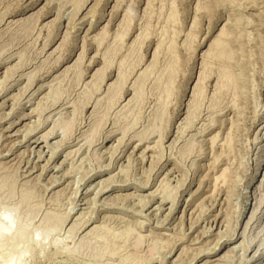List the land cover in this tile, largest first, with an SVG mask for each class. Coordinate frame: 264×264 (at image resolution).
Returning a JSON list of instances; mask_svg holds the SVG:
<instances>
[{
  "label": "rangeland",
  "instance_id": "1",
  "mask_svg": "<svg viewBox=\"0 0 264 264\" xmlns=\"http://www.w3.org/2000/svg\"><path fill=\"white\" fill-rule=\"evenodd\" d=\"M8 228L0 264H264V0H0Z\"/></svg>",
  "mask_w": 264,
  "mask_h": 264
},
{
  "label": "bare ground",
  "instance_id": "2",
  "mask_svg": "<svg viewBox=\"0 0 264 264\" xmlns=\"http://www.w3.org/2000/svg\"><path fill=\"white\" fill-rule=\"evenodd\" d=\"M38 92V91H37ZM3 106V105H2ZM17 123V122H16ZM10 129V128H9ZM15 135L17 134V133H14ZM13 134V135H14ZM13 135H11V136H13ZM9 136V135H8ZM5 137H7V136H5ZM9 139V138H8ZM24 140V139H23ZM40 140H35L34 141V144L36 145V147H38L39 145H40V143L41 142H39ZM44 141H46L45 139H44ZM47 145V144H46ZM39 150H41V148H39ZM40 152V151H39ZM32 153V152H31ZM41 153V152H40ZM41 155V154H40ZM39 157H41V156H38V158ZM54 185V184H53ZM163 200V199H162ZM162 203H164V200L163 201H161ZM161 203V204H162ZM162 206V205H161ZM159 209H160V207H159ZM11 230L8 228L7 230H0V238H4V237H6L8 234H9V232H10ZM219 253H220V250H214V251H212L211 253H209L207 256V258H209V260L206 262V263H210V264H213V263H216V262H218L219 260H220V258H217L216 259V257H218V255H219ZM19 256H21V255H19ZM21 258H23V257H21ZM20 257H19V259H21ZM17 261V260H16ZM16 261H10L9 262V264H16ZM191 264V263H190Z\"/></svg>",
  "mask_w": 264,
  "mask_h": 264
}]
</instances>
